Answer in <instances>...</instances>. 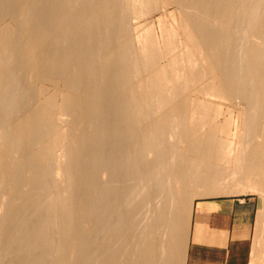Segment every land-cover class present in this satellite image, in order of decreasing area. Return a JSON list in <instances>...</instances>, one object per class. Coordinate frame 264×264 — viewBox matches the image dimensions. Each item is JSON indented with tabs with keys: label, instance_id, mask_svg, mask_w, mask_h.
<instances>
[{
	"label": "bare ground",
	"instance_id": "1",
	"mask_svg": "<svg viewBox=\"0 0 264 264\" xmlns=\"http://www.w3.org/2000/svg\"><path fill=\"white\" fill-rule=\"evenodd\" d=\"M175 1L183 9L188 42L204 51L216 68L227 61L230 48L224 46L227 34L211 20L216 16L224 24L237 21L249 27L242 14L264 15V0ZM71 2L0 0V18L19 16L14 27L0 26V172L13 183L14 192L22 180L30 188L20 205L7 204L0 222V264H70L67 253L85 259L98 233L102 234L100 264H145L152 245L135 251L143 204L150 203L147 220H160L164 212L154 203L167 202L170 181L184 184L196 158L216 162L214 169L204 168L205 178L199 180L215 185L224 171L231 178L238 173L235 155L229 147H213L219 141L198 131L202 117L195 111L186 116L185 100L178 99L186 85L198 82L205 73L195 68L191 50L185 61L174 55L167 65L159 66L158 59L175 50L172 42L166 40L159 50L146 31L134 50L126 38L122 0H88L85 14L68 10ZM97 4L102 10L91 14ZM240 4L246 5L242 14ZM16 7L19 14L14 13ZM240 59L232 70L221 71L217 86L227 94L242 95L250 104L248 85L236 83L235 77L246 72L259 77V50L244 49ZM24 70L32 71L38 80L60 83L64 98L59 109L92 128L81 130L75 146L63 145L67 162L58 169L69 176L65 197L56 191L51 167L53 151L68 137L69 129L56 131L53 97L35 99L33 85L22 79ZM27 98L34 102L28 105ZM245 122L252 126L250 114ZM169 134L176 142L187 141L183 152L177 153ZM22 168L28 169V176H22ZM99 169L107 171V179L99 185L98 195L92 196ZM179 194L181 210L187 195ZM78 207L91 228L81 227ZM181 227L178 220L170 224L169 239L176 251L182 249ZM164 264L180 263L170 258Z\"/></svg>",
	"mask_w": 264,
	"mask_h": 264
},
{
	"label": "rangeland",
	"instance_id": "2",
	"mask_svg": "<svg viewBox=\"0 0 264 264\" xmlns=\"http://www.w3.org/2000/svg\"><path fill=\"white\" fill-rule=\"evenodd\" d=\"M121 4L125 14L126 38L129 39L134 50L138 49L139 37L146 31L151 33L159 50L164 48L166 40L171 41L173 49H175L170 55L164 54L158 59L157 65L159 66L167 65L170 56L174 55L180 56L185 61L186 54L191 50L195 56V68L204 69L205 73L198 82L186 85L184 93L180 94L178 99L185 100L186 116L195 111L197 116L202 117V124L198 127V131L204 135L209 134L213 139L219 141V144L215 143L213 147L220 145L224 148H230L231 153L235 155V168L238 171L234 178L229 177L224 171V177L217 181L218 184L214 182L215 185H211L213 183L210 180L200 183L199 180L202 181L205 178L204 168L214 169L217 164L211 159L196 158L197 163L188 169V176L184 184L179 185L173 180L170 181L167 202L159 205L154 203L158 211L164 212V217L158 221L147 220L146 210L150 207V203L143 204L138 217L141 220L138 223L140 236L135 251L150 244L152 250L145 264H164L170 258H173L175 263L183 264L185 251L192 236V210L195 202L216 196H251L255 198L257 211L252 224L247 264H264V15L261 13L242 14L246 5L240 4L238 5L239 12L246 18L249 27H246L245 23L237 21L227 25L216 16L211 20L212 25L227 34L224 46L230 48L227 61L216 68L210 64L204 51L195 50L188 42L183 29V9L175 0H144V2L141 0H122ZM87 6L88 0H72L68 10L85 14L88 10ZM18 7L14 10L15 14H19L20 8ZM101 10L102 7L97 4L91 9V14H99ZM17 20H19V16L16 18L3 16L0 18V26L14 27ZM78 25L79 23H76L74 27ZM248 48L259 50L261 74L259 77H254L253 73L246 72L235 77V82L248 85L250 104L242 95L235 92L231 95L227 94L228 91L225 88L217 86L221 80V71L235 68L238 62H241L240 54ZM22 79L24 82L33 85L37 93L35 99L42 100L47 96L53 97L55 104L53 124L56 131L62 132L69 129L68 137L63 138L53 151L51 167L55 172L56 191L61 197H65V188L69 176L63 169H58V166H65L67 162L63 145L75 146L74 140L81 130L90 132L92 128L87 123L75 120L69 112L59 109L58 105L64 98V90L60 83L38 80L30 70H24ZM207 85L211 87L208 88ZM26 102L31 105L34 99L27 98ZM169 105L172 106V104ZM247 114H250L253 119V124L250 127L245 124ZM187 124H189V119L185 120V125ZM176 129L173 126V130ZM2 132L3 127L0 124V149L3 143L1 142ZM167 139L169 142H174L176 137L169 134ZM174 145L177 153H181L187 145V141H175ZM147 154L146 156L150 158L151 153L148 152ZM13 155L18 157L17 153H13ZM219 166L221 167V165ZM21 174L24 177L28 176V169L22 168ZM107 175V171L104 169L97 171L95 175L97 183L91 187L92 196L98 195L99 185L107 179ZM12 188L13 183L0 172V222L6 214L7 204L20 205L23 202L22 196L30 190L29 184L24 180L18 182L16 192ZM179 192L187 195L185 202H182L181 210L179 203L182 196ZM77 198L80 200L79 196ZM76 212L79 215L81 227L86 230L91 228V222L82 216V208L78 207ZM30 213L31 211L26 214L25 222ZM174 220H178L182 224L183 244L181 251L173 249L169 239L170 224L174 223ZM101 238L102 234L98 233L85 259L76 256L75 252L69 251L67 257L70 264H83L86 260L85 264H100L103 255L101 253Z\"/></svg>",
	"mask_w": 264,
	"mask_h": 264
},
{
	"label": "crops",
	"instance_id": "3",
	"mask_svg": "<svg viewBox=\"0 0 264 264\" xmlns=\"http://www.w3.org/2000/svg\"><path fill=\"white\" fill-rule=\"evenodd\" d=\"M256 211L251 196H216L195 202L183 264H247Z\"/></svg>",
	"mask_w": 264,
	"mask_h": 264
}]
</instances>
